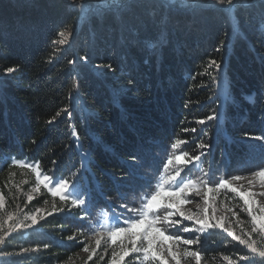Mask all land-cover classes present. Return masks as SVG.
I'll return each instance as SVG.
<instances>
[{
  "label": "trees",
  "instance_id": "obj_1",
  "mask_svg": "<svg viewBox=\"0 0 264 264\" xmlns=\"http://www.w3.org/2000/svg\"><path fill=\"white\" fill-rule=\"evenodd\" d=\"M234 4L0 0V222L14 214L0 229V253H9L0 264H109L104 248L91 260L83 256L94 223L118 213L114 201L146 180L143 173L162 155L204 152L194 164L217 182L252 169L264 147L255 139L264 137V0ZM8 67L18 70L5 74ZM214 114L217 120L207 119ZM176 140L187 143L173 150ZM202 142L210 147L199 149ZM12 158L74 182L86 205L57 196L51 207L65 211L48 215L50 194L32 193L29 202L35 174ZM215 202L225 213V206L242 205L233 193ZM37 208L36 225L10 232L16 220L30 224L25 216ZM195 249L207 264H228L225 257L247 264L239 257L250 255L217 230Z\"/></svg>",
  "mask_w": 264,
  "mask_h": 264
},
{
  "label": "snow or ice",
  "instance_id": "obj_2",
  "mask_svg": "<svg viewBox=\"0 0 264 264\" xmlns=\"http://www.w3.org/2000/svg\"><path fill=\"white\" fill-rule=\"evenodd\" d=\"M101 2L104 3L105 0H101ZM180 2L190 3L191 0H180ZM209 4L235 6L234 0H209ZM111 5L119 8L121 0H111ZM60 35L62 36L63 33L61 32ZM81 59L87 61L86 56ZM69 63H74V61H69ZM211 65L219 68V64L215 60L211 61ZM105 67L110 69L111 65ZM17 70V67H8L5 69V74L14 73ZM133 83L132 80L128 81L129 85ZM218 118L219 115L214 114L207 119L217 120ZM51 122L50 120L49 123ZM199 123L204 124L205 121L200 120ZM191 131L195 132L196 129L193 128ZM255 139H264V137H255ZM185 143L187 141L176 140L171 143L170 147L175 150ZM197 147L206 150L210 145L202 142ZM203 155L204 152L198 155H190L187 151L170 155L163 165L165 175L160 177L158 182L149 186V189L143 193L138 206L122 205V207H127L131 215L123 217L113 213V223L110 226L107 219L105 224L99 225V230L93 233L96 247L90 249L87 244L83 247V251L89 253L88 260L93 258L96 249L101 245V240L104 239L107 245L105 252L109 248L112 249L109 264H126V257L133 255L140 261V264H182V260L187 258H192L195 264H201L200 251L189 250L188 247L181 249L180 247L181 245L200 244L199 237L195 239L185 238L178 233L181 231L183 233H205L210 229H219L250 253V255L240 256L241 261H246L247 264H264V202L257 199L258 196L264 197V191L257 193L251 190L256 178L259 179L260 187L264 188V166H261L258 171L252 172L251 179L246 176L233 175L230 179L220 178L217 182L210 179V174H207L204 179L190 178L189 173L185 170L189 169V165H193L194 162H199ZM132 159L136 160L137 157L133 156ZM11 163L30 168L35 174V186L27 196L29 202L34 198L32 193L39 194L41 187H43L53 197L59 196L62 203H70L72 207L77 208L86 205V199L75 194L76 185L74 182L70 185L68 179L60 178L57 180L54 175L42 174L38 164L35 166L25 164L14 158L11 159ZM182 172L185 174L182 175ZM240 181H246L248 187L246 188L242 183H236ZM222 192L233 193L242 201V205L225 206L226 212L235 217L237 226L250 225V231L241 227V234H237L230 218L227 215L217 214L218 208L215 201ZM195 197L202 200V205L194 199ZM4 200L3 193H0V209L4 207ZM188 204H195L196 211L185 207ZM235 207H239L241 212L246 213L248 217L246 221L240 219L239 213L234 211ZM41 211L40 208H37L35 212L25 216L26 220L31 221L30 224L16 220L12 223L10 232L36 225L38 214ZM64 211L63 207L57 208L53 205V212L48 213V215L63 213ZM42 218L44 217L39 216V219ZM13 219V213L7 214V220L0 222V229H3L5 223L13 221ZM81 219L83 220L84 217L82 216ZM185 221L191 222V226L185 225ZM171 229H176V231L170 232ZM10 232L6 234H10ZM254 236L257 238L254 239ZM68 239H76L75 234L69 236ZM4 242L5 236L0 235V245ZM21 251L26 252L27 249ZM0 255L6 256L9 253H0ZM100 258L103 259L104 257L101 256ZM225 259L228 264H237L236 261L228 257Z\"/></svg>",
  "mask_w": 264,
  "mask_h": 264
},
{
  "label": "rangeland",
  "instance_id": "obj_3",
  "mask_svg": "<svg viewBox=\"0 0 264 264\" xmlns=\"http://www.w3.org/2000/svg\"><path fill=\"white\" fill-rule=\"evenodd\" d=\"M169 1L171 3H174V4L181 6L184 9H189L191 7H195V6H197L198 3H202V2H206V1L209 2V0H191L190 3H181L180 0H169ZM219 95H220L222 100H224V101L227 100V97H228L227 90L223 86H221V88H219ZM167 158L168 157L162 155L160 159H158L154 162V164L151 168H148L147 171H145L143 173V177L146 180L140 179L137 182H135V184L134 183L130 184L129 189L126 192H124V196H121L120 200L114 201L116 206H118V208H119L118 213H116V214H119L123 217H127V216L131 215L128 212L127 207H122V205H127L128 207L138 206L140 199L143 197V193L149 189V186L151 184H154L155 182H158L159 178L165 175L163 165L166 163ZM253 160L255 161V165L252 166V169L250 171H239L240 172L239 175L246 176V177L251 179L252 178L251 173L258 171L261 166H264V147H263V149H261L260 151L256 152L253 155ZM160 165H161V167L159 169ZM189 169H190V171H189ZM189 169H186L185 172H188L189 177L193 178V179H204L206 177V175L209 174L208 171H204L202 168L195 166V164L189 165ZM185 172H182V175H184ZM212 180L217 181L215 178H212ZM236 183H238V184L242 183L245 185L246 188L248 187L246 181H240V182H236ZM43 190H47V189H41L40 193H42ZM251 190L254 192H257V193L264 191V188L260 187V182H259L258 178L255 179V184ZM37 196H39V194H37ZM56 197H53L50 194L49 197H47V199H49V200L45 201L44 204L48 205L53 210V207H51L50 204L54 201V199ZM194 199H196L202 205V200L199 197H195ZM257 199L260 200L261 202H264V197L258 196ZM215 204H217V203L215 202ZM185 207L191 208V209H193V211H196V205L195 204H188ZM209 211L211 213V209ZM235 211L240 214V212L238 211V208H236ZM91 212H94V208L91 209ZM217 214L218 215H227L230 219L232 217V215H229V213L221 212L219 210H218ZM112 216H113V214H109V215H106V217L103 220L98 219V221L94 223V227H95L94 232L99 230L100 224H105L106 219H107L108 225L110 226L113 223ZM74 223H75V221L73 222V226H74ZM184 224L187 226H191V222H188V221H185ZM180 227H182V226H180ZM241 227L245 228L246 231H250V225H248V224H244L243 226L242 225H239V226L236 225V227H235L236 233L241 234L240 233ZM213 230L221 231L219 229H210L205 233H183L181 231L178 234L184 236L185 238L195 239V238L199 237V239H201V237L207 236ZM175 231H176V229L170 230V232H175ZM93 233L88 238V242H89L88 246L90 249L96 247L95 237H94ZM196 246L197 245H191V246L181 245L180 247H181V249H183L184 247H188L189 250L196 251V249H195ZM106 247H107V245L105 243V240L102 239L101 245L99 248H104V250H105ZM99 248L96 249V254H97V251ZM108 250L110 252H112L111 248H109ZM88 255H89V253H86V252L83 254V256H88ZM128 262H133V264H140V261L136 259L135 255H133L131 257H126V264H128ZM182 264H195V261L192 258H187L185 260H182ZM201 264H207V262L201 260Z\"/></svg>",
  "mask_w": 264,
  "mask_h": 264
}]
</instances>
